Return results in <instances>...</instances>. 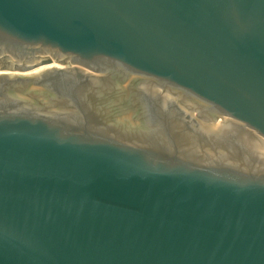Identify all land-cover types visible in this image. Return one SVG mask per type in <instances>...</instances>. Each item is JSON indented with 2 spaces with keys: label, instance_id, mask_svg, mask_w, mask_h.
<instances>
[{
  "label": "water",
  "instance_id": "water-1",
  "mask_svg": "<svg viewBox=\"0 0 264 264\" xmlns=\"http://www.w3.org/2000/svg\"><path fill=\"white\" fill-rule=\"evenodd\" d=\"M0 264H264V0H0Z\"/></svg>",
  "mask_w": 264,
  "mask_h": 264
}]
</instances>
